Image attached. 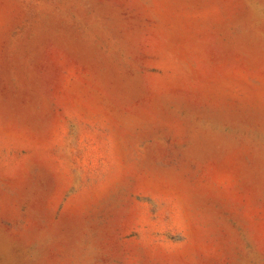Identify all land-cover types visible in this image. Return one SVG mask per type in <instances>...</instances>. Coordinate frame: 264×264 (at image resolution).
Here are the masks:
<instances>
[{
  "label": "rangeland",
  "instance_id": "rangeland-1",
  "mask_svg": "<svg viewBox=\"0 0 264 264\" xmlns=\"http://www.w3.org/2000/svg\"><path fill=\"white\" fill-rule=\"evenodd\" d=\"M0 264H264V0H0Z\"/></svg>",
  "mask_w": 264,
  "mask_h": 264
}]
</instances>
